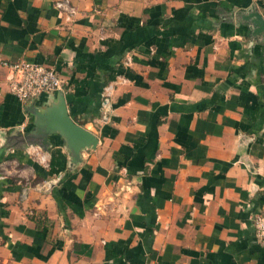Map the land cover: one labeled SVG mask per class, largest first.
<instances>
[{"label":"crops","instance_id":"crops-1","mask_svg":"<svg viewBox=\"0 0 264 264\" xmlns=\"http://www.w3.org/2000/svg\"><path fill=\"white\" fill-rule=\"evenodd\" d=\"M55 1L0 0V264H264V0ZM19 59L97 136L78 162L59 134L26 151L58 91L18 99Z\"/></svg>","mask_w":264,"mask_h":264},{"label":"built area","instance_id":"built-area-1","mask_svg":"<svg viewBox=\"0 0 264 264\" xmlns=\"http://www.w3.org/2000/svg\"><path fill=\"white\" fill-rule=\"evenodd\" d=\"M55 6L63 11L68 21L73 20L76 14V7L69 0H56ZM2 64L10 70L9 88L10 91L20 100L27 102L37 98L39 95L47 92L62 90V77L55 68L42 63L27 59L15 61H2ZM112 91V83L104 86L105 101L102 105L100 119L106 121L109 119L110 103L109 95ZM26 151L33 155L39 162L48 163L47 152L37 144H28ZM49 180H43L39 183L40 188H46ZM26 188L22 189V195H25ZM256 237L264 248V213H257L253 217Z\"/></svg>","mask_w":264,"mask_h":264},{"label":"water","instance_id":"water-1","mask_svg":"<svg viewBox=\"0 0 264 264\" xmlns=\"http://www.w3.org/2000/svg\"><path fill=\"white\" fill-rule=\"evenodd\" d=\"M246 16L251 20L250 26L253 34L264 33V19L259 12L250 10ZM28 108L34 114V123L37 129L30 131V135L27 136H31V139H28L25 145L37 144L46 150L51 145L49 137L53 134H59L70 151V164L80 160L82 149L96 146L98 142L97 136L74 121L68 113L62 90H58L56 99L43 110L34 107L33 103H30Z\"/></svg>","mask_w":264,"mask_h":264}]
</instances>
